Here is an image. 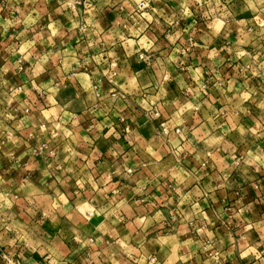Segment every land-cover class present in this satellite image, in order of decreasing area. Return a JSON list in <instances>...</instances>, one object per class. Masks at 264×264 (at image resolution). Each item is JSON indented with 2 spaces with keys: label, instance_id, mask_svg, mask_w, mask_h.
Listing matches in <instances>:
<instances>
[{
  "label": "crops",
  "instance_id": "0c3cea01",
  "mask_svg": "<svg viewBox=\"0 0 264 264\" xmlns=\"http://www.w3.org/2000/svg\"><path fill=\"white\" fill-rule=\"evenodd\" d=\"M138 1L0 0V264H264V0Z\"/></svg>",
  "mask_w": 264,
  "mask_h": 264
},
{
  "label": "built area",
  "instance_id": "2783aa9c",
  "mask_svg": "<svg viewBox=\"0 0 264 264\" xmlns=\"http://www.w3.org/2000/svg\"><path fill=\"white\" fill-rule=\"evenodd\" d=\"M146 6H147V4H146V2H145L144 0H139L138 2H136V4H135V9H134V10H135V11H141V10L145 9ZM138 56H139L141 59H143V60H148V58H149V55H147V54H141V53H139ZM110 74L113 75L114 72L111 71ZM17 87H18V86H17ZM158 115H159V111H158V109H155V110L153 111V116L156 117V116H158ZM119 121H120V122H123V121H124V118H123L122 116H119ZM159 125H160V126H159V130H158V131H159L161 134H166V133L168 132V130H169V129L167 128V126H166L165 124H163V122H161ZM122 130H123L124 134H127V133L130 131V127H129V125H128V124H125V123L122 124ZM172 130H173L175 133L180 132V128H179L178 126H176V125L173 126ZM126 170L129 171V168H126Z\"/></svg>",
  "mask_w": 264,
  "mask_h": 264
}]
</instances>
